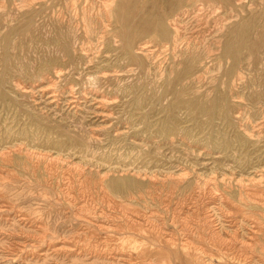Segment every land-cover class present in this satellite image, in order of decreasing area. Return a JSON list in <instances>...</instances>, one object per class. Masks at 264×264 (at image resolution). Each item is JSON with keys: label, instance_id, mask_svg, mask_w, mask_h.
Listing matches in <instances>:
<instances>
[{"label": "rangeland", "instance_id": "1", "mask_svg": "<svg viewBox=\"0 0 264 264\" xmlns=\"http://www.w3.org/2000/svg\"><path fill=\"white\" fill-rule=\"evenodd\" d=\"M200 1L0 0V264H264L239 221L264 215L239 197L264 198V0L174 43Z\"/></svg>", "mask_w": 264, "mask_h": 264}, {"label": "bare ground", "instance_id": "2", "mask_svg": "<svg viewBox=\"0 0 264 264\" xmlns=\"http://www.w3.org/2000/svg\"><path fill=\"white\" fill-rule=\"evenodd\" d=\"M200 1V0H199ZM236 1V2H235ZM239 1H242V0H227V5H226V7H225V9L222 11L223 13H224V15H226V16H228V14H231V13H234L235 12V9H237L238 8V3H239ZM236 3V6H235V3ZM77 4V3H76ZM246 5V4H245ZM105 7L104 8H106V7H108V5L107 4H105L104 5ZM247 6V5H246ZM240 7V6H239ZM223 8V5H221V4H218V3H215V2H213V1H207V2H204V1H200L199 2V4L197 5V4H195L193 7H191V9L192 10H180V11H175V12H177V13H175V12H173V13H175L171 18H170V27L172 28V30H173V32H172V40H173V42L175 43L177 40H179L180 39V36H179V34H178V30H179V27H180V24L184 21V19L185 18H187L190 14V11H191V13H195V15H194V17L197 19V18H199L201 15H205L206 13H220L221 12V9ZM187 9H190V8H187ZM244 9V8H243ZM105 13H107L108 15H110V13L109 12H105ZM210 14V15H211ZM251 14V13H250ZM249 14V15H250ZM209 16V15H208ZM107 17V16H106ZM122 18V17H121ZM229 18V17H228ZM249 18V17H248ZM245 19H247V18H245ZM139 21V20H138ZM247 21H248V19H247ZM83 22V21H82ZM137 22V21H136ZM251 22V21H250ZM26 23V22H25ZM24 23V24H25ZM239 23V22H238ZM246 23V22H245ZM27 24V23H26ZM125 24V23H124ZM244 25V24H243ZM15 26V25H14ZM18 26V25H17ZM156 26H157V28H158V30L161 32V34L163 35V36H167L168 34H169V30H168V28H166L165 27V25L163 24V22L161 21V20H158L157 22H156ZM16 27V26H15ZM119 27V26H118ZM149 27V26H148ZM13 29H14V27H13ZM53 30V29H52ZM142 30L143 31H146L145 30V28H142ZM13 31V30H12ZM54 31H56V30H54ZM11 32V31H10ZM60 32L62 33V30H60ZM59 32V33H60ZM64 32V31H63ZM237 32V31H236ZM239 32V31H238ZM58 33V34H59ZM60 33V34H61ZM248 33V32H247ZM250 33V32H249ZM63 34V33H62ZM68 34V33H67ZM160 34V33H159ZM54 35V34H53ZM245 35V34H244ZM66 36V35H65ZM8 39V38H7ZM65 39V38H64ZM260 39H262V38H260ZM51 40V39H50ZM54 40H55V38H54ZM51 41H53V40H51ZM56 41V40H55ZM69 41V40H68ZM109 41V40H108ZM61 42H63V41H61ZM65 42V41H64ZM63 42V43H64ZM52 43V42H51ZM129 43H130V40H128V37L126 38V41H125V43H124V45H123V51L125 52V53H129L128 52V48H129ZM53 44V43H52ZM67 44V43H66ZM70 44V43H69ZM186 44V43H185ZM8 45V44H7ZM234 45L236 46V47H238V48H246L247 49V47H248V52L249 53H251V50H250V48L252 47H249L247 44H246V41H245V39L241 36V35H237V36H235V40H234ZM6 46V45H5ZM71 46V45H70ZM160 46V45H159ZM147 47H148V45H146V43H143L142 45H140V47L138 48V49H140L141 51H144V50H147ZM151 47V46H150ZM255 47V46H254ZM64 48V47H63ZM62 48V49H63ZM67 49V48H66ZM182 51H183V49H182ZM65 52V51H64ZM63 52V53H64ZM138 52V51H137ZM183 52H185V51H183ZM227 52L229 53V54H231V52H229L228 50H227ZM72 53V52H71ZM234 53V52H233ZM142 54V53H141ZM65 55V54H64ZM232 56H231V58H233V62H232V64H234V63H236L237 61H238V59H239V57H238V53H236V51H235V54H231ZM68 56V55H67ZM70 56V55H69ZM258 56V55H257ZM6 57V56H5ZM5 57L3 58V59H5ZM128 57V56H127ZM193 57V56H192ZM192 57H191V59H192ZM8 58V57H7ZM129 58V57H128ZM71 59V58H70ZM179 59H181V58H179ZM243 62V61H242ZM201 66V65H200ZM55 73V72H54ZM102 73V75L104 74H106V72H101ZM192 73V72H191ZM93 75V74H92ZM177 75V74H176ZM251 84H253L252 83V81H251ZM259 84V83H258ZM55 85V84H54ZM83 86V85H82ZM185 90V89H184ZM93 91V90H92ZM90 92V91H89ZM260 92V91H259ZM258 92V93H259ZM176 96V95H175ZM179 97V96H178ZM261 97V96H260ZM101 99V98H100ZM177 99V98H176ZM99 100V99H98ZM179 100V99H178ZM262 100V99H261ZM101 101V100H100ZM252 101V100H251ZM258 101V100H257ZM176 102V101H175ZM257 103V102H256ZM264 103V102H263ZM191 104V103H190ZM195 104H196V102H195ZM173 105V104H172ZM200 105V104H199ZM194 106V105H193ZM201 107V106H200ZM218 107V106H217ZM192 108V107H191ZM193 108H196V107H193ZM189 109V108H188ZM191 110V109H190ZM189 110V111H190ZM194 110V109H193ZM207 111V109H202V108H200V110L199 111ZM217 110H219V108H217ZM198 112V111H197ZM216 112H219V111H216ZM239 139H241V138H239ZM186 174V173H185ZM181 175H183L182 173H181ZM148 180V179H147ZM151 180H152V178H151ZM155 181H157L158 182V180L156 179ZM161 181H163V180H161ZM173 181V180H172ZM171 181V183L173 184V182ZM255 181V180H254ZM149 182V181H148ZM150 182H153V181H150ZM83 184V183H82ZM95 184V183H94ZM126 184H127V180H125V179H115L114 178V180H111V182H110V187L113 189V190H122V188L124 187V186H126ZM164 184V183H163ZM171 184V185H172ZM243 184V183H242ZM149 185V184H148ZM154 185V184H153ZM82 186V185H81ZM85 186V185H84ZM150 187H151V185H149ZM83 187V186H82ZM66 188V187H65ZM148 188V187H147ZM152 188V187H151ZM157 188V187H156ZM250 188V187H249ZM255 188V187H254ZM160 189V188H159ZM64 190V189H63ZM155 190H157V189H155ZM78 191V190H77ZM142 191V190H141ZM147 191V190H146ZM254 191V190H253ZM125 192L126 193H129V191H128V185L125 187ZM156 192V191H155ZM256 192V191H255ZM262 191L260 190V193H261ZM259 193V192H258ZM259 193V194H260ZM141 194H143V193H141ZM147 194V193H146ZM209 194V193H208ZM263 194V193H262ZM149 195V194H148ZM141 196V195H140ZM139 196V197H140ZM131 197H133V195L131 196ZM154 197V196H153ZM221 197L223 198V200H224V196L221 194ZM239 197L242 199V201H244L243 199H245L246 201H248V202H251V203H254L255 205H257V204H260V205H264V198H262L260 195H258V194H255V193H252V192H250L248 189H245L244 191H243V195H241V194H239ZM150 198H151V196H150ZM157 198V197H156ZM155 198V199H156ZM160 198H162V197H160ZM240 198H239V200H240ZM152 199V198H151ZM165 199V198H164ZM153 200V199H152ZM157 200V199H156ZM245 201V202H246ZM85 203V202H84ZM107 203H108V201H107ZM146 203V202H145ZM144 203V204H145ZM226 203V202H225ZM229 203V202H228ZM105 204V203H104ZM201 204V203H200ZM244 204V203H243ZM74 205V204H73ZM106 205V204H105ZM207 205V204H206ZM220 205V204H219ZM223 205H224V203H223ZM88 206V205H87ZM94 207H95V205H93ZM86 207V206H85ZM90 207V206H89ZM97 207V206H96ZM225 207V206H224ZM81 208V207H80ZM248 208V207H247ZM252 208H255V207H252ZM262 208V207H261ZM78 209V208H77ZM95 209V208H94ZM100 209V208H99ZM197 209V208H196ZM207 209V208H206ZM251 209V208H250ZM80 210V209H79ZM92 210V209H91ZM101 210V209H100ZM103 210V209H102ZM93 211V210H92ZM123 211H124V209H123ZM242 211V210H241ZM240 211V212H241ZM85 212V211H84ZM245 212V211H244ZM81 213V212H80ZM87 213H89V212H87ZM95 213H97V212H95ZM99 213V212H98ZM248 213V212H247ZM246 213V214H247ZM259 213V212H258ZM108 214V213H107ZM208 214V213H207ZM246 214H244V215H242L241 214V220H239L240 222H242V223H245L247 226H248V231L247 230H244V229H242L243 231H244V233L246 234V238H251V240L254 238H256V236L258 235L257 233L258 232H262L263 234H264V230L262 229V228H264V215H262V214H260L259 216H258V218H255L254 219V221H250V220H253L252 218L249 220V219H246L247 217H245V215ZM88 215V214H87ZM100 215V214H99ZM101 215H103V214H101ZM143 215H145V213L143 214ZM180 215V214H179ZM212 215V214H211ZM96 216V215H95ZM116 216V215H115ZM114 216V217H115ZM178 215H176V217H177ZM184 216V215H183ZM206 216V215H205ZM209 216V215H208ZM248 216H249V213H248ZM252 216V215H251ZM253 216H254V214H253ZM172 218V217H171ZM182 218V217H181ZM201 218H203V216L201 217ZM254 218V217H253ZM120 219H122L121 217H120ZM173 219V218H172ZM179 219V218H178ZM184 219V218H183ZM141 220H143V219H141ZM185 220V219H184ZM208 220V219H207ZM126 221L127 222H131V223H133V220H131V218H127L126 219ZM174 221V220H173ZM179 221V220H178ZM138 222H140V221H138ZM143 222V221H142ZM153 222V221H152ZM200 222H202L203 223V221H200ZM135 223H136V221H135ZM147 223V222H146ZM145 223V224H146ZM151 223V222H150ZM178 223H180V221L178 222ZM182 223H184V222H182ZM204 223H205V220H204ZM210 223V222H209ZM149 224V223H148ZM201 224V223H200ZM207 224V223H206ZM211 224V223H210ZM219 224V223H218ZM244 224V225H245ZM139 225H140V223H139ZM142 225H143V223H142ZM153 225H155V224H153ZM158 225V224H157ZM157 225H155V226H157ZM161 225V224H160ZM186 225V224H185ZM185 225H183V226H185ZM209 225V224H208ZM212 225V224H211ZM240 225V224H239ZM147 226V225H146ZM182 226V225H181ZM180 226V227H181ZM205 226V225H204ZM171 227H173L172 225H171ZM139 228V227H138ZM143 228V227H142ZM187 228V227H186ZM214 228H215V226H214ZM246 228V227H245ZM143 229H145V227L143 228ZM150 228H148V230H149ZM152 229H154V228H152ZM160 229V228H159ZM177 229H179V228H177ZM185 229V228H184ZM201 229H203L202 227H201ZM213 229V228H212ZM232 229V228H231ZM239 229V228H238ZM138 230V229H137ZM141 230V229H140ZM139 230V231H140ZM174 230H176V229H174ZM209 230V229H208ZM166 231V230H165ZM184 231V230H183ZM199 231V230H198ZM242 231V232H243ZM163 232V231H162ZM180 232V231H179ZM189 232V231H188ZM200 232V231H199ZM202 233L204 232V231H201ZM208 232V235L206 234V236H208V238L210 239V237L211 238H216V237H218L219 236V231H207ZM141 233V232H140ZM147 233V232H146ZM156 233L157 234H159V232H157L156 231ZM166 233H168V232H166ZM185 233V232H184ZM183 233V234H184ZM221 233V232H220ZM153 234V233H152ZM183 234H182V236H183ZM186 234V233H185ZM164 235V234H163ZM171 235V234H170ZM182 236H181V238H182ZM200 236H202V235H200ZM203 236H205V235H203ZM160 237H163V236H160ZM173 237H175V236H173ZM172 237V238H173ZM199 237V236H198ZM220 237V236H219ZM245 237V236H244ZM201 238H203V237H201ZM207 238V239H208ZM160 239H162V238H160ZM164 239H166V238H164ZM169 239H171V238H169ZM175 239V238H174ZM256 239H258V238H256ZM260 240H261V238H259ZM180 240V239H179ZM186 240V239H185ZM222 240V239H221ZM250 240V241H251ZM167 241H168V239H167ZM176 241V240H175ZM186 241H188V240H186ZM211 241V240H210ZM219 241V240H218ZM244 241V240H243ZM248 241H249V239H248ZM256 241V240H255ZM65 242V241H64ZM181 242V241H180ZM208 242H209V240H208ZM217 242V241H216ZM166 243H168V242H166ZM173 243V242H172ZM188 243V242H187ZM186 243V244H187ZM191 243V242H190ZM213 243V242H212ZM227 243H228V241H227ZM233 243V242H232ZM259 243V242H258ZM264 243V242H263ZM180 244V243H179ZM185 244V243H184ZM185 244V245H186ZM195 244H197V243H195ZM51 245V244H50ZM182 245V244H181ZM212 246L214 245V244H211ZM245 245H248V242H247V244L245 243ZM250 245V244H249ZM161 246V245H160ZM174 246H176V245H174ZM218 246H220L219 244H218ZM233 246V245H232ZM251 246V245H250ZM57 247V246H56ZM63 247V246H62ZM70 247V246H69ZM68 247V248H69ZM211 247V246H210ZM241 247V246H240ZM263 247V246H262ZM261 247V248H262ZM72 248V247H71ZM182 248H183V250L184 249H189L187 246H182ZM201 248H203V247H201ZM233 248V247H232ZM199 249H200V247H199ZM199 249H195V251H200ZM212 249H214V248H212ZM215 249H216V247H215ZM230 249V248H229ZM217 250V249H216ZM220 250V249H219ZM219 250H218V252H219ZM261 250H263L264 251V249H261ZM39 251V250H38ZM60 251V250H59ZM62 251H64V250H62ZM205 251V250H204ZM204 251H202V252H200V253H203V254H206ZM71 252V251H70ZM221 252V251H220ZM92 253V252H91ZM90 253V254H91ZM225 253H226V250H225ZM229 253H231V252H229ZM71 254V253H70ZM77 254V253H76ZM202 254V255H203ZM261 254L264 256V252H261ZM81 255V254H80ZM88 255H89V253H88ZM99 255V254H98ZM180 255H182V253L180 254ZM185 255H188V252L185 254ZM211 255V254H210ZM209 255V256H210ZM73 256V255H72ZM81 256H83V255H81ZM102 255H100V257H101ZM122 256V255H121ZM206 256V255H205ZM232 256V255H231ZM230 256V257H231ZM95 257V256H94ZM193 257H195V256H193ZM201 257V256H200ZM200 257H197V259L198 258H200ZM212 257H214V256H212ZM211 256L210 257H207L206 258V260H204V262H201V264H227V263H225L224 261H222V259L221 258H219L218 257V259H216V257L215 258H212ZM226 257V256H225ZM229 257V258H230ZM252 258V257H251ZM126 259V258H125ZM195 259V258H194ZM196 260V259H195ZM194 260V261H195ZM231 260V259H230ZM247 260V259H246ZM261 260V259H260ZM126 261V260H125ZM245 261V260H244ZM143 262V261H142ZM239 262V261H238ZM248 262V261H247ZM193 263V262H192ZM241 263V262H240ZM121 264V263H120ZM139 264H141L140 262H139ZM198 264V263H197ZM229 264V263H228ZM260 264V263H259Z\"/></svg>", "mask_w": 264, "mask_h": 264}]
</instances>
